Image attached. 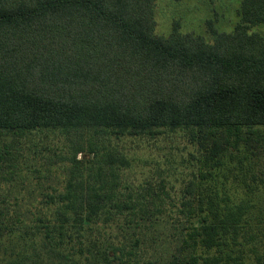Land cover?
Here are the masks:
<instances>
[{
    "label": "trees",
    "instance_id": "trees-1",
    "mask_svg": "<svg viewBox=\"0 0 264 264\" xmlns=\"http://www.w3.org/2000/svg\"><path fill=\"white\" fill-rule=\"evenodd\" d=\"M157 1L0 0V134L61 130L78 138L81 152L85 131L121 139L182 129L194 143H212L209 158L217 163L221 139L237 145L245 134H258L264 38L250 29L264 23V0H243L241 24L232 33L214 31L212 43L178 26L158 36ZM76 164L67 193L47 195L57 218L37 217L38 238L21 251L6 246L7 264H78L63 251L66 225L82 233L109 206L120 208L112 195L86 190ZM183 207L194 222L172 264H244L233 245L245 207L218 196ZM120 252L113 247L103 261L123 263Z\"/></svg>",
    "mask_w": 264,
    "mask_h": 264
},
{
    "label": "rangeland",
    "instance_id": "rangeland-1",
    "mask_svg": "<svg viewBox=\"0 0 264 264\" xmlns=\"http://www.w3.org/2000/svg\"><path fill=\"white\" fill-rule=\"evenodd\" d=\"M242 1L158 0L155 33L168 37L178 26L212 43L214 31L232 33L241 24ZM250 31L264 38V23ZM259 131L245 134L237 145L234 138L229 143L221 139L225 151L219 163L209 158L212 143H194L182 129L156 138L121 139L85 131L81 152L74 146L78 138L73 142L61 130L0 134V264L11 259L6 246L21 251L32 241L37 217L57 218L55 206L45 201L49 194L58 199L67 193L75 162L86 190L112 195L114 205H120L109 206V214H101L82 233L66 225L63 251L78 264H105L104 253L113 247L122 248L118 257L123 255L124 264H172L194 222L184 202L197 205L210 196L245 207L235 256L244 264H264V127ZM109 215L112 219L106 220ZM197 254L206 255L202 249Z\"/></svg>",
    "mask_w": 264,
    "mask_h": 264
}]
</instances>
